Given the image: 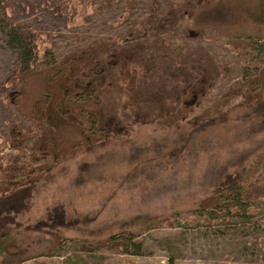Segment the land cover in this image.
Masks as SVG:
<instances>
[{
	"label": "rangeland",
	"instance_id": "374dc122",
	"mask_svg": "<svg viewBox=\"0 0 264 264\" xmlns=\"http://www.w3.org/2000/svg\"><path fill=\"white\" fill-rule=\"evenodd\" d=\"M3 14L6 22L37 26L49 47L50 60L43 61L25 79L14 80L15 56L0 27V179L16 177L31 160L37 169H47L51 162L58 161L69 166L67 175L41 188L31 210L17 220L23 224L32 222L53 201H68L70 197L72 208L80 214L94 216L95 221L115 222L139 212L168 217L176 210L181 218L192 223L189 227L181 223L174 227L144 226L135 237L142 242V255L126 253L119 240L112 246H98L97 240L88 237L77 250L79 263L67 246L60 248L62 255H40L25 260L28 254L37 255V235L20 232L21 241L33 246L29 253L19 249L14 239H0L15 257L11 261L17 259L19 264H264V258L255 263L247 251L239 249L244 240L258 246L255 240L259 234L255 233L252 221L264 219L263 150L259 149L242 169L246 171L245 212L252 216L246 226L235 218L229 224L199 226L196 223L198 210L210 203L213 189L188 187L191 183L186 182L190 180H185L199 175L205 162L227 152L225 149L212 155V152L200 153L192 165L186 159L184 165L176 166L163 179L170 181L174 177L177 188L157 196H152L147 187L140 189V178L121 176L129 167L120 158L112 161L105 171L107 182L80 191L71 189L76 164L94 157L86 144L87 131L76 119L89 103L77 102V97L88 100L95 87L112 82L130 66L133 71L137 65L139 68L142 87L137 96L140 99L153 104L163 100L165 91L170 96L167 121L133 127L132 135H137L140 142L150 138L162 141L177 124L179 130H189L226 110L231 115L239 114L247 105L242 103L240 80L248 74L259 76L262 86L257 96H264L263 50L260 53L247 42L251 40L264 48V0H0V17L4 18ZM149 45L153 50L147 49ZM125 65L130 66L125 69ZM159 74L163 75L162 80ZM68 78L72 84L70 91ZM66 94L68 99L64 97ZM49 95L53 96V102L48 106L45 102ZM226 97L230 102L224 103ZM101 120L108 124L104 116ZM107 126L113 128L112 124ZM219 133L218 127L215 134ZM245 145L248 144L239 147ZM156 182L147 180L149 185ZM231 226L242 227L240 237L230 231ZM121 229L116 226V232ZM61 233L69 238L78 236L75 231ZM166 238H171V243ZM115 247L119 251H114ZM44 248L46 253L55 249L46 241Z\"/></svg>",
	"mask_w": 264,
	"mask_h": 264
},
{
	"label": "trees",
	"instance_id": "16d2710c",
	"mask_svg": "<svg viewBox=\"0 0 264 264\" xmlns=\"http://www.w3.org/2000/svg\"><path fill=\"white\" fill-rule=\"evenodd\" d=\"M3 15L4 18L0 17V27L9 49L15 56L16 67L13 79L23 80L30 73L36 71L43 61L50 60L49 47L37 26L6 22L5 14ZM154 18L163 21L162 18ZM247 42L254 50L260 53L263 50L264 54V48H261L260 45L253 44L251 40ZM147 49L153 50L152 45H149ZM127 66L130 65H125V69ZM137 68L138 65L133 71L130 66L112 82L95 87L92 90L93 95L89 96L88 100H84L81 96L77 97V102L89 103L88 108L78 114L76 119L87 131L89 140L86 141V144L88 143L92 149L94 157L76 164V173L71 182L73 186L71 189L80 191L89 185L107 182L108 176L105 171L108 170L112 161L120 158L129 167L128 171L121 176H129L130 179L140 178V189L147 187L152 196H157L174 189L173 187L177 188L174 177H171L170 181L163 179L168 172L175 170L176 166L184 165L186 159L192 165L193 159L200 153L212 152V155L225 149L227 152L217 154V157L212 160L208 159L199 175L196 177L191 175L185 180H190L186 182L191 183L188 187L199 185L213 189L210 203L203 204L198 210L196 223L199 226L220 224V222L229 224L231 219L235 218L234 220L239 219L240 223L246 226L247 222L252 221V216L245 212L247 205L243 200V194L246 182L244 172L246 171H242V169L253 155L258 154L259 149L264 153V96H257L258 90L262 86L259 76L248 74L240 80L242 103L247 102V105L242 107L239 114L231 115L228 110L220 114H213L189 130L185 128L179 130L176 123L173 132L170 131L168 133L170 135L164 137L162 141L150 138L149 142L147 140L140 142L137 135H132L133 127H144L167 121L170 112L166 111V107L170 96L167 97L165 93L168 91H165L163 100L153 104L140 99L137 92L142 87V79L137 72L139 68ZM66 70V68L63 69L64 76L67 75ZM159 79L162 80L163 75H160ZM251 80L253 82H250ZM67 81L70 83L68 87L70 91L72 89L71 78H68ZM154 88L156 89V87ZM52 97V95L47 96L46 105L49 106L53 102ZM64 97L68 99V94ZM228 102L230 99L226 97L224 103ZM102 116L105 117L108 124L113 125V128L103 123ZM218 127L221 130L219 135L215 134V129ZM219 136L221 137L219 138ZM245 143L248 145L239 147ZM125 149L128 151L127 154ZM261 160H264V154ZM60 163L61 161L51 162V167L37 169L31 160L21 167L16 177L0 179V239L6 241L14 239L19 249L29 253L33 246L23 243L19 233L32 232L37 235L35 242L37 255L28 254L24 258L25 260L40 255H62L60 248L67 246L73 250L75 262L79 263L76 261L79 258L77 250L88 237L97 240L98 246H112L119 240L120 247L126 253L142 255V242L135 237L145 229L146 225L147 227L149 225L152 227L155 225L174 227L181 223L187 227L192 226L191 221L181 218L179 213L174 212L176 210L170 212L168 217L139 212L116 219L115 222L95 221L94 216L80 214L75 208H72L69 204L70 197L68 201H53L45 207L43 214L32 222L23 224L18 221V217L31 210L33 199L43 186L46 187L53 183L59 176L67 175L69 166ZM147 180L157 182L149 185ZM252 222L255 233L259 234L255 240L258 246L253 247L252 242L244 240L240 242L239 249L247 251L254 258L255 263H259L261 258H264V219L257 218ZM116 226L122 229L116 232ZM229 229L238 235L237 238L240 237L239 229L242 227L231 226ZM61 231H75L78 236L69 238L64 236ZM45 241L55 249L48 253L44 252ZM165 241L171 243L172 240L166 238ZM113 250L119 251L117 247ZM11 258L15 257L8 252L5 242H1L0 263L19 264L17 259L11 261Z\"/></svg>",
	"mask_w": 264,
	"mask_h": 264
}]
</instances>
